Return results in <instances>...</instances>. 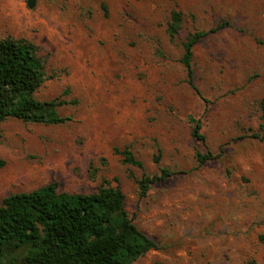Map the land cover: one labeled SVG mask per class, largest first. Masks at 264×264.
Returning a JSON list of instances; mask_svg holds the SVG:
<instances>
[{"label": "rangeland", "instance_id": "374dc122", "mask_svg": "<svg viewBox=\"0 0 264 264\" xmlns=\"http://www.w3.org/2000/svg\"><path fill=\"white\" fill-rule=\"evenodd\" d=\"M172 11L182 14L174 38ZM222 21L181 63L189 33ZM38 46L61 100L57 125L0 123V203L50 182L89 194L102 180L159 248L131 264H264V0H0V40ZM198 118L204 140L191 135ZM129 147L142 167L124 164ZM219 156L199 164L195 152ZM175 173L139 197L137 180Z\"/></svg>", "mask_w": 264, "mask_h": 264}, {"label": "trees", "instance_id": "16d2710c", "mask_svg": "<svg viewBox=\"0 0 264 264\" xmlns=\"http://www.w3.org/2000/svg\"><path fill=\"white\" fill-rule=\"evenodd\" d=\"M182 14L172 11L167 32L174 38L180 30ZM229 26L222 21L208 30L189 33L182 43L181 63L187 81L192 84L193 47L209 33ZM38 46L26 39L11 36L0 40V123L7 118L25 122L57 125L70 120L58 114L64 103L52 99L40 101L34 93L47 79ZM197 91V90H196ZM264 120V97L259 101ZM191 135L204 140L198 118L189 116ZM262 132L264 125H261ZM254 137L264 138V134ZM124 164L142 167L129 147L114 148ZM219 153L195 152L199 164L213 160ZM175 172L160 168L152 175L137 180L139 197L150 186ZM159 245L139 230L125 209L122 191L106 180L95 192L58 191L50 182L28 192L5 196L0 203V264H131L140 255Z\"/></svg>", "mask_w": 264, "mask_h": 264}, {"label": "water", "instance_id": "95a60500", "mask_svg": "<svg viewBox=\"0 0 264 264\" xmlns=\"http://www.w3.org/2000/svg\"><path fill=\"white\" fill-rule=\"evenodd\" d=\"M34 4H35V0H27V6L29 8H32L34 6Z\"/></svg>", "mask_w": 264, "mask_h": 264}]
</instances>
